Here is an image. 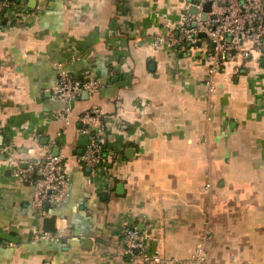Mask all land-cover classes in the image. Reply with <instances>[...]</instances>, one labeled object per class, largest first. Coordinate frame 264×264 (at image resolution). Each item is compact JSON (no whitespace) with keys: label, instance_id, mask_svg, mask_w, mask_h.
<instances>
[{"label":"crops","instance_id":"0c3cea01","mask_svg":"<svg viewBox=\"0 0 264 264\" xmlns=\"http://www.w3.org/2000/svg\"><path fill=\"white\" fill-rule=\"evenodd\" d=\"M0 14V264H148L123 251L136 227L164 259H192L209 230L208 264H264V64L240 54L211 89L206 52L157 48L177 37L186 2L199 0H9ZM191 11V7L189 9ZM58 63L101 87L68 103L54 87ZM104 112L93 135L105 168L80 156L78 117ZM44 151V155L40 152ZM57 153V154H56ZM62 155L70 196L32 204L14 177ZM63 230L59 241L36 240Z\"/></svg>","mask_w":264,"mask_h":264},{"label":"built area","instance_id":"2783aa9c","mask_svg":"<svg viewBox=\"0 0 264 264\" xmlns=\"http://www.w3.org/2000/svg\"><path fill=\"white\" fill-rule=\"evenodd\" d=\"M211 3V11L203 19L205 4ZM9 0H0V14H6L12 9ZM195 7L196 12H190ZM178 36L167 38L157 35L153 44L160 48L165 45L177 46L180 50H198L206 52L209 62L208 85L212 89L215 78L222 68L241 55L255 56L264 60V0H199L186 2L185 13L177 27ZM204 34V35H203ZM213 45V46H212ZM59 78L54 87L55 97L68 103L58 116L70 122L73 116L72 103L81 97L83 92L89 94L101 87L97 79L85 80L70 75L63 64L58 63ZM104 112L99 107L85 110L78 121L82 124L80 134L87 137L81 162L92 169V173L105 168L106 152L103 140L93 135V127H104ZM1 151V149H0ZM44 155V151L40 152ZM42 162L31 161L22 168L18 162H13L14 177L27 180L33 185L32 204L37 211L43 213L45 205L59 206L69 196L71 180L65 169V159L62 155H45ZM63 230L57 232L41 231L35 234L36 240L59 241ZM209 230L206 229L198 241L192 259L188 264H208ZM123 251L148 264H185V261L167 258L151 252L143 234L136 227L124 232Z\"/></svg>","mask_w":264,"mask_h":264},{"label":"water","instance_id":"95a60500","mask_svg":"<svg viewBox=\"0 0 264 264\" xmlns=\"http://www.w3.org/2000/svg\"><path fill=\"white\" fill-rule=\"evenodd\" d=\"M191 1V0H189ZM191 11L192 12H196V9L195 7H191ZM211 11V3L208 2L207 4H205V10H204V13H203V19L205 20L207 18V13ZM204 35V34H203ZM213 46V45H212ZM263 64H264V60H263ZM57 154V153H56ZM1 237H4V238H8V239H14L12 238L10 235H6V234H0Z\"/></svg>","mask_w":264,"mask_h":264},{"label":"trees","instance_id":"16d2710c","mask_svg":"<svg viewBox=\"0 0 264 264\" xmlns=\"http://www.w3.org/2000/svg\"><path fill=\"white\" fill-rule=\"evenodd\" d=\"M104 152H106V145L103 143Z\"/></svg>","mask_w":264,"mask_h":264}]
</instances>
